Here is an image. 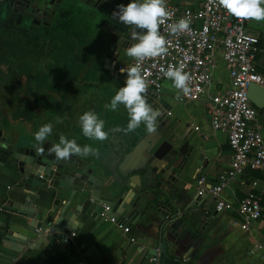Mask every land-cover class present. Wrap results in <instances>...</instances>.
<instances>
[{
    "label": "crops",
    "instance_id": "crops-1",
    "mask_svg": "<svg viewBox=\"0 0 264 264\" xmlns=\"http://www.w3.org/2000/svg\"><path fill=\"white\" fill-rule=\"evenodd\" d=\"M5 1L11 6L15 3L18 7L28 5L29 9H42L45 2V0ZM101 1L106 10L102 12L93 34L94 28H91L86 20L87 15L96 10L95 8L79 0H60L59 4H63L64 7L55 5L49 9L53 12L50 23L40 24L46 29L58 31L60 41L55 43L52 37L47 36L42 51L44 55L47 52L55 56L51 61H55L53 67H56L59 75L55 78L51 76L48 81L38 84V105L35 103L31 108L33 114H28L30 109L27 110V106L22 109L30 120L45 111V108L51 109L55 114L49 121L53 125L52 133L44 142L57 144L63 135L67 139H76L82 147L91 145L97 148V156L85 159L93 167H106L107 174L101 175L97 171H92L91 174L99 179L101 184L115 179L125 187L127 194L134 189L135 191L139 188L151 189L156 185L172 198L174 206L179 210V216L175 215V210L166 202V206L172 210L169 217L174 219L165 225L168 231L162 234L159 232L160 223L156 218L149 217L147 222L139 218L132 224V221L120 217L118 213L121 209L117 207L112 215L114 223L94 222L82 216V204L79 215L72 218V226L77 225L76 234L70 239V234L67 233V241L62 246L58 247L56 244L46 246L43 242L37 249L28 251L26 249L30 245L28 243L23 250L15 252L0 244V264H56L55 261H59V264H158L157 261L153 262L152 258L158 256V246L161 242L166 243V256L173 262L180 261L181 264H264V214L252 223L247 232H242L231 226V222L238 221L234 212H217L214 209V200L197 195L195 188L197 176H204L207 182L213 183L217 175L228 168L231 161L226 136L222 132H213L210 129L203 102L177 101L172 84L163 82L159 97L168 107L166 118L171 128L167 129L162 137L154 133L149 135L142 127L143 123L136 131L125 134L121 129L126 127L129 120L126 109L123 105L118 106L115 112L106 108L119 88L125 86L127 73L120 70L130 67L133 58L128 57L126 50H123L107 61L98 50L99 44L111 34H117L122 25L118 18H114L113 13L119 10L118 5L123 4V0H119L112 7L108 4L113 0ZM167 2L185 6L196 5L200 0ZM247 31L262 40L261 51L255 58V65L256 70L264 76V21H250ZM76 38L81 42L75 54L80 53L84 62L72 65V56H75L71 51V44L67 41ZM87 54L88 57L84 56ZM215 56L216 65L218 63L219 67L222 66L220 69L224 71H220L217 76H214L215 69L212 71L209 87L211 92L226 87L228 82L227 72L219 53L216 52ZM73 71H82L78 79L73 78L75 75ZM88 71L97 72V75L92 74L91 78L86 79ZM6 80L8 82L1 81L8 87L23 85V80L16 81L10 78ZM15 87L12 86L14 90ZM25 89L26 91L22 89L23 93H28L29 88ZM255 110L256 125L264 136V107L260 111L256 108ZM86 111L97 113L105 121V130H110L109 140L99 142L83 136L79 117ZM11 114L12 121L14 118L20 120L22 117L20 111ZM6 119L8 118L0 117V131L1 136L9 138L8 146L37 144L34 134L41 126L48 124L45 120L38 126H31V123L26 121L28 132L20 133L13 131ZM169 165L181 170H173V182L170 180L159 182L160 172L167 170ZM251 177H253L251 171H246L240 177L232 179L222 192V200L234 207L250 190L249 183L254 179ZM257 187L261 188V185L258 184ZM20 188L21 184L11 175L0 172V209L10 210V212L0 210V222L5 223V232L10 234L12 243L16 242L17 238L33 237L25 229L31 219L24 217V214L29 212L33 215L34 221H41V216H48L53 210L55 198H59L57 210L63 205L67 206L69 215L70 211L89 195L88 188H83V192L76 188L72 196L69 193L73 189L53 194L44 186L38 194L35 188L28 191ZM103 195L104 191L100 190L99 196ZM263 197L264 194L260 199L262 208ZM203 213H208V217L203 218ZM118 225L128 227V232L123 233ZM129 238H133L134 241L130 242Z\"/></svg>",
    "mask_w": 264,
    "mask_h": 264
},
{
    "label": "built area",
    "instance_id": "built-area-1",
    "mask_svg": "<svg viewBox=\"0 0 264 264\" xmlns=\"http://www.w3.org/2000/svg\"><path fill=\"white\" fill-rule=\"evenodd\" d=\"M167 8L173 17L161 26L160 31L167 40L168 52L162 57L145 60L141 66L149 85L147 92L157 94L163 82L171 83L161 68L183 66L190 75L191 91L186 97L181 95L180 100L203 102L210 129L225 134L231 156L228 168L217 175L215 182H207L204 176L195 180L197 195L214 200L217 212H234L238 221L231 222V226L247 232L252 223L264 214L260 205L264 194V136L256 125V110L246 96L250 84L264 88V76L255 65L262 40L246 32L250 21L239 22L220 7L217 0H200L196 5L185 6L167 2ZM186 15L191 18V30L179 35L170 34L167 24ZM216 52L227 72L228 82L226 87L211 92L209 87L216 67ZM134 64L133 59L130 67ZM246 171L256 172L259 178L251 179L250 190L233 207L222 200V192L232 179ZM258 184L261 188L257 187ZM108 210L109 207L103 206L100 216L103 221L114 223L113 217L108 218L104 214ZM118 227L123 233L128 232V227ZM73 236L71 233L69 238ZM129 241L134 239L129 238ZM152 261L156 262L157 256Z\"/></svg>",
    "mask_w": 264,
    "mask_h": 264
},
{
    "label": "water",
    "instance_id": "water-1",
    "mask_svg": "<svg viewBox=\"0 0 264 264\" xmlns=\"http://www.w3.org/2000/svg\"><path fill=\"white\" fill-rule=\"evenodd\" d=\"M118 1L113 0L108 6L112 7ZM79 2L95 8L101 16L102 12L106 10L101 0H79ZM130 2L131 0H123V4L121 5L126 6ZM59 3L60 0H45L42 9H29L25 15L31 21L41 19L42 23L49 24L53 17V12L49 11V9L55 5H59ZM197 24L199 26L200 22L198 21ZM135 42L132 38V28L122 24L117 34H111L105 41L99 44L98 50L103 53L108 61V58L116 56ZM246 96L254 108L259 111L262 110L264 107V88L250 84L246 90ZM147 100L162 115L157 121V128L154 132H148L144 124L142 127L149 135L154 133L162 137L171 128L166 118L168 107L160 99L159 93L153 94L147 92ZM8 142L9 138L1 136L0 131V154L2 156L0 160V172H6L16 182H19L22 186L20 190L28 191L30 188H35L39 194L41 188L45 186L49 188L48 192L57 194L64 190L73 189L69 193L72 196L75 192L74 189L79 188V192H83V188H88L89 195L75 209L70 211L69 215L67 206L63 205L62 208L57 210L59 198H55L53 210L48 216H41V221H34L33 215L29 212L24 214V217L31 219L28 226L25 227L26 231L33 236L31 238H17L16 242L12 243L10 234L5 232V223L0 222V244L4 248L20 252L30 243L26 248L29 251L37 249L39 244L43 242L46 243V246L50 244H56L58 247L62 246L67 241L68 234H76L77 225L72 226V218L79 215L82 204V216L94 222L103 221V218L100 216L103 206L109 207V210L104 213L108 218H111L116 208L120 207L121 211L118 213L120 217L132 221V224L136 223L139 218H142L144 222L149 221V217L156 218L160 223L159 232H162V234L168 231L165 225L174 219V217H169L172 210L166 206V202L175 210V215L178 214L179 216V210L174 206L172 198L156 185H153L151 189L139 188L137 191L134 189L130 194H127L124 189L125 187L117 180L112 179L108 183L101 184L99 179L91 175L92 171H97L101 175L107 174L105 171L107 170L106 167H93L85 158L76 156L68 161H57L54 153L50 152L53 146L52 143L44 142L42 145L33 144V146H21V144L15 146L12 144V146H8ZM197 164L199 165V163ZM174 169L181 170L169 165L167 170L160 172L161 177L158 181L170 180L173 182ZM100 190L104 191L103 196H99ZM0 210L10 212L7 208H1ZM202 217L207 218L208 213H203ZM45 232L46 234H44ZM158 247V264H181L180 261L176 260L173 262L166 256L165 242H161Z\"/></svg>",
    "mask_w": 264,
    "mask_h": 264
},
{
    "label": "clouds",
    "instance_id": "clouds-1",
    "mask_svg": "<svg viewBox=\"0 0 264 264\" xmlns=\"http://www.w3.org/2000/svg\"><path fill=\"white\" fill-rule=\"evenodd\" d=\"M218 5L226 12L243 23L245 21H264V0H217ZM118 11L113 13L114 18L132 28V38L136 41L126 49V55L135 60L131 67L122 68L126 72L125 86L120 87L111 98L107 109L115 112L118 106L123 105L129 117L126 127L122 128L125 134L136 131L141 123L146 126L148 132H154L161 112L153 108L147 100L148 82L142 74V64L145 60L162 57L167 54V40L161 34L160 28L173 17V13L167 8V0H131L129 4L118 5ZM191 18L185 16L178 21L168 23L170 34L179 35L190 31ZM164 77L171 81L172 88L176 90L175 99L179 101L181 95L188 96L190 89V75L183 66H168L161 68ZM59 122V121H58ZM79 124L84 137L104 142L109 140L110 130H105V121L93 111H86L79 117ZM53 125L45 124L34 134L38 145H42L52 133ZM57 161H68L74 156L87 158L97 156L98 149L91 145L83 147L76 139H67L61 135L59 143L51 149Z\"/></svg>",
    "mask_w": 264,
    "mask_h": 264
},
{
    "label": "rangeland",
    "instance_id": "rangeland-1",
    "mask_svg": "<svg viewBox=\"0 0 264 264\" xmlns=\"http://www.w3.org/2000/svg\"><path fill=\"white\" fill-rule=\"evenodd\" d=\"M11 1L12 0H8V2ZM23 5L26 9L29 7L28 5ZM59 7L62 8L64 6L63 4H59ZM21 8L23 7H18L17 4L11 6L10 4H6V1L4 2V0L0 1V117L8 118L6 120L9 121L10 128L13 131L23 133L28 129L26 128L27 126H25L27 125L26 121L31 123V126H38L40 123H44L45 120L49 123V121L55 117V114L51 109L45 108V111L41 112L39 115L33 116V119L30 120L25 116V110L22 108L27 106V110L30 109L28 112L30 115L32 113L31 108L33 105H35V103L36 106L38 105V84L43 83L45 80L48 81L51 76H53L52 78H55L59 75L56 67H53L55 61H51L55 59V56L53 54H48L47 52H45L46 55H44L42 48L47 36L52 37L55 40V43L60 41V36L58 31H55L52 28L46 29V27L42 25L38 26L37 24L29 25V22H27L28 18H25L26 15L23 13H17L19 11L21 12ZM87 18L88 20H86V22L89 23L91 28H94L92 32L93 34L96 29V24H98L99 19H101V14L94 10L87 15ZM17 20L19 21L17 22ZM246 32L248 33L247 30ZM80 42V39L77 38L70 40V42L67 41L68 44H71V51L75 56H72V65H79V63L84 62V60H81L83 56L80 55V53L75 54V50L79 47ZM84 56L88 57V54ZM88 63H90V61H88ZM221 67H219L217 63L214 70V76L219 75L220 71H224L223 69H220ZM73 73L75 74L73 78L78 79L82 71H73ZM92 74L96 76L97 72L88 71L86 79L91 78ZM63 75H65V73H63ZM6 78H10V80L14 79L16 81L23 80V85H18L16 87L12 85L15 87L14 90L12 86L8 87L7 84L5 85L3 83V81H7ZM20 78L22 79L20 80ZM25 88H29L28 93H23L22 89L26 91ZM15 111H20L22 115L20 120L22 122L17 118H14L13 121L11 120V112ZM26 132H28V130Z\"/></svg>",
    "mask_w": 264,
    "mask_h": 264
},
{
    "label": "flooded vegetation",
    "instance_id": "flooded-vegetation-1",
    "mask_svg": "<svg viewBox=\"0 0 264 264\" xmlns=\"http://www.w3.org/2000/svg\"><path fill=\"white\" fill-rule=\"evenodd\" d=\"M12 2V1H11ZM15 4H17V3H15ZM23 7H24V5H23ZM34 9V8H33ZM24 10V11H23ZM21 11H23L22 13L23 14H25L28 10L25 8H22L21 9ZM25 17V16H24ZM25 18H27V17H25ZM27 22H29V25H31V24H37V25H39L40 23H42V20L40 19V20H34V21H31V19H29L28 18V20H27ZM41 25V24H40ZM20 29V28H19ZM15 31V30H14ZM25 32V31H24ZM16 33V32H15ZM28 73H29V71H28ZM28 77H29V75H28Z\"/></svg>",
    "mask_w": 264,
    "mask_h": 264
},
{
    "label": "trees",
    "instance_id": "trees-1",
    "mask_svg": "<svg viewBox=\"0 0 264 264\" xmlns=\"http://www.w3.org/2000/svg\"><path fill=\"white\" fill-rule=\"evenodd\" d=\"M251 174H252V176H253V177H251V178H254V179L259 178V175H258L256 172L251 171ZM261 204H262V205L264 204V197H263V199H262V201H261ZM66 255H70V253H66ZM63 256H65V255H63ZM66 257H67V256H66ZM54 261H55V260H54ZM55 263H56V264H59V261H55Z\"/></svg>",
    "mask_w": 264,
    "mask_h": 264
}]
</instances>
